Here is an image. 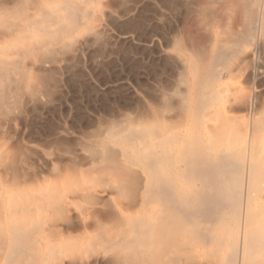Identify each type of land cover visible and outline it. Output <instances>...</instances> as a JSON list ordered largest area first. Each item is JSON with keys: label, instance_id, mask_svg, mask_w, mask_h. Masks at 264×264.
<instances>
[{"label": "bare ground", "instance_id": "1", "mask_svg": "<svg viewBox=\"0 0 264 264\" xmlns=\"http://www.w3.org/2000/svg\"><path fill=\"white\" fill-rule=\"evenodd\" d=\"M94 1L0 0V264H264V92L221 82L261 76L264 0H157L177 99L103 111L77 152L18 124L55 89L56 54L96 35ZM182 12L204 41L174 28Z\"/></svg>", "mask_w": 264, "mask_h": 264}, {"label": "rangeland", "instance_id": "2", "mask_svg": "<svg viewBox=\"0 0 264 264\" xmlns=\"http://www.w3.org/2000/svg\"><path fill=\"white\" fill-rule=\"evenodd\" d=\"M34 1L42 8H48L45 0ZM225 1H219L218 6H228V2ZM88 5L90 12L100 19L96 23L98 29L100 26L101 28L99 31L97 29L96 35L92 34V31L91 34L90 31L88 34L81 31L77 43L72 42L76 43L75 45L68 42L66 47L69 49L66 50L65 47L66 51L61 50L56 54L57 61L52 67L53 70H57L53 74L56 81L55 89L44 101L31 104L18 124L25 135H31L35 139L39 138V135L43 138L48 137V141L51 142L58 136L75 139L74 147L77 152L93 138L89 134L91 132L88 129L84 130L86 133L83 132L81 126L89 121L96 122L103 111H116L121 105L136 102L144 103L143 106L151 108L154 103L163 101L165 95L166 99L175 101L177 99L175 89L183 87L177 83L180 70L174 69L175 65L168 63V60L163 61L160 58L161 30L157 0H96L95 3L90 2ZM28 8L27 12L33 14V9ZM199 17L201 18L194 13L187 16L182 12L174 19L176 24L174 28L185 40L194 44L204 41L206 37V28L203 26L206 22L204 23L203 17V19ZM171 22L172 19L168 17L165 30L168 36ZM81 37L82 41L79 39ZM259 58H250V61L254 59L253 66L261 75L254 82L246 80L243 74L240 75L237 71L229 73L228 78L223 77L226 79L221 82L226 83L230 90L237 88L245 93L254 87L255 91L263 93L264 55ZM174 59H178L175 64L181 62L179 57ZM119 117L120 124L124 123V117L121 115ZM242 118L247 119L245 116ZM61 130L64 132L62 135L58 134ZM256 196L252 205H261L262 202L264 204V192L258 189Z\"/></svg>", "mask_w": 264, "mask_h": 264}]
</instances>
